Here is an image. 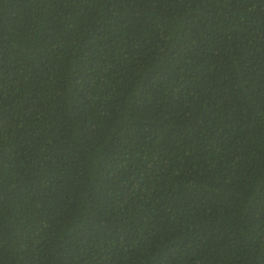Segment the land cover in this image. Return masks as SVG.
I'll list each match as a JSON object with an SVG mask.
<instances>
[{
	"label": "trees",
	"instance_id": "1",
	"mask_svg": "<svg viewBox=\"0 0 264 264\" xmlns=\"http://www.w3.org/2000/svg\"><path fill=\"white\" fill-rule=\"evenodd\" d=\"M0 264H264V0H0Z\"/></svg>",
	"mask_w": 264,
	"mask_h": 264
},
{
	"label": "clouds",
	"instance_id": "2",
	"mask_svg": "<svg viewBox=\"0 0 264 264\" xmlns=\"http://www.w3.org/2000/svg\"><path fill=\"white\" fill-rule=\"evenodd\" d=\"M197 248L200 251L201 257L204 260L205 263H209V252H207L202 245L197 246Z\"/></svg>",
	"mask_w": 264,
	"mask_h": 264
}]
</instances>
